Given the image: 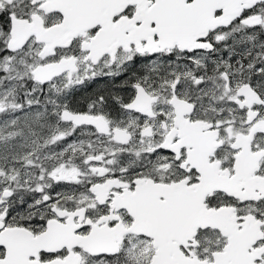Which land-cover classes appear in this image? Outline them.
<instances>
[{
    "label": "snow or ice",
    "instance_id": "obj_1",
    "mask_svg": "<svg viewBox=\"0 0 264 264\" xmlns=\"http://www.w3.org/2000/svg\"><path fill=\"white\" fill-rule=\"evenodd\" d=\"M0 264H264V0H0Z\"/></svg>",
    "mask_w": 264,
    "mask_h": 264
}]
</instances>
